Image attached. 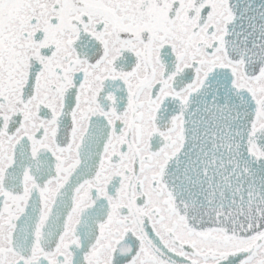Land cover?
Returning <instances> with one entry per match:
<instances>
[{
	"label": "snow or ice",
	"instance_id": "6c2138e0",
	"mask_svg": "<svg viewBox=\"0 0 264 264\" xmlns=\"http://www.w3.org/2000/svg\"><path fill=\"white\" fill-rule=\"evenodd\" d=\"M0 264H264V0H0Z\"/></svg>",
	"mask_w": 264,
	"mask_h": 264
}]
</instances>
